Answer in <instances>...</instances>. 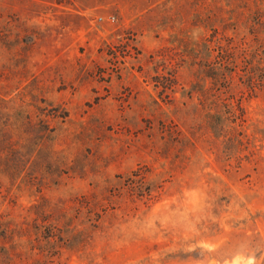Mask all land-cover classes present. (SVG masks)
<instances>
[{
	"label": "rangeland",
	"instance_id": "374dc122",
	"mask_svg": "<svg viewBox=\"0 0 264 264\" xmlns=\"http://www.w3.org/2000/svg\"><path fill=\"white\" fill-rule=\"evenodd\" d=\"M0 264H264V0H0Z\"/></svg>",
	"mask_w": 264,
	"mask_h": 264
}]
</instances>
